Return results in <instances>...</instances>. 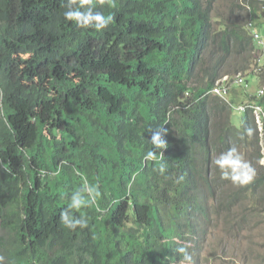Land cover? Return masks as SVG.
<instances>
[{"label": "trees", "instance_id": "trees-1", "mask_svg": "<svg viewBox=\"0 0 264 264\" xmlns=\"http://www.w3.org/2000/svg\"><path fill=\"white\" fill-rule=\"evenodd\" d=\"M67 2L0 0L3 264H181V245L201 264L217 217L239 230L248 217L240 206L264 215V142L252 112L264 107V56L252 55L247 27L264 30V0H229L225 13L218 0H96L114 16L102 31L66 20ZM223 75L226 92L212 94ZM240 106L236 126L229 113ZM158 127L163 160L148 131ZM239 145L256 158L247 185L214 163ZM84 178L101 196L74 213L89 224L73 231L60 212Z\"/></svg>", "mask_w": 264, "mask_h": 264}, {"label": "clouds", "instance_id": "clouds-1", "mask_svg": "<svg viewBox=\"0 0 264 264\" xmlns=\"http://www.w3.org/2000/svg\"><path fill=\"white\" fill-rule=\"evenodd\" d=\"M99 3L101 5L107 3L112 7H115L114 0H99ZM65 7L66 11L63 13L64 18L68 21H73L79 28L91 27L96 31H102L114 21L113 15H105L102 11L97 10L96 0H68ZM263 87L264 85H261L257 90V98H260L264 95V89L262 93L260 92ZM255 106L261 107L264 110V107L261 104ZM236 110L239 109L236 108ZM252 112L257 124V130L260 133V137H262L261 141L263 145L264 121L259 123L257 116L255 115V111L253 110ZM148 131L152 132L150 140L151 144L154 146V149L160 150L159 157L161 160H163L164 156L161 150L167 148V142L163 138L166 130L158 127L155 130L149 129ZM247 132L250 135L252 130L247 129ZM154 149L145 153L144 159L146 161L156 159L157 152ZM262 152H264V148L262 149ZM263 162L264 158H261L260 163ZM214 163L219 168L221 177L226 180H231L236 185H247L254 180L256 175L255 169L235 146H232L227 151L219 154V156L214 160ZM158 171L161 175H164L167 171L166 166L162 163ZM183 180L184 176L179 175L175 178L174 183L179 184L183 182ZM100 196L101 191L99 184H91L87 178H84L82 186L79 188V190L72 193L67 207L60 212V222L63 224V226L73 231L77 228H87L89 224V218L86 215L78 216L74 213L83 207H87L90 203H95L97 198ZM176 252L181 256V264H195L193 254L189 252L187 246H178L176 248ZM0 264H3V257H0Z\"/></svg>", "mask_w": 264, "mask_h": 264}, {"label": "rangeland", "instance_id": "rangeland-1", "mask_svg": "<svg viewBox=\"0 0 264 264\" xmlns=\"http://www.w3.org/2000/svg\"><path fill=\"white\" fill-rule=\"evenodd\" d=\"M228 3L229 0H218L217 9L220 12L225 13V7ZM261 32H263V27L261 28ZM259 53L260 49L252 55H258ZM228 79V75H223L218 82L226 81ZM248 79L251 83L253 80L252 75H248ZM251 84H253V87L255 83L252 82ZM241 91V88L237 91L240 96L239 100L243 98ZM253 92H255L254 89ZM242 115L243 112L236 110L235 108H232V111L229 113L231 122L236 126L240 125ZM261 140L262 137H260V145H262ZM237 149L250 164H255L254 162L256 161V158L254 160L251 150H248L241 145H239ZM238 211L240 215L246 214L248 216L242 221L241 229L239 230H231L229 228V225L224 220L225 214H223V218H216L214 226L211 228L208 240L204 246V257L201 259V264H256L259 262L257 255H252L251 253L254 249L258 252H262L260 243H263L262 240L264 238V215L255 217L254 215H251L249 211H243L241 206Z\"/></svg>", "mask_w": 264, "mask_h": 264}, {"label": "built area", "instance_id": "built-area-1", "mask_svg": "<svg viewBox=\"0 0 264 264\" xmlns=\"http://www.w3.org/2000/svg\"><path fill=\"white\" fill-rule=\"evenodd\" d=\"M247 27L251 30V34L253 36V39L257 44V50L260 49L259 54L264 56V30H263V32L259 31L257 28H255L253 26V24L251 22L248 23ZM238 78L239 77H237L234 81L235 82H241V78H239V79ZM228 80H230V79H228ZM222 82H224V81H220V82L217 81L215 83L216 84L215 87L210 92L212 94H215V95H219L221 93L224 94L226 92L227 87H225V85H222ZM263 89H264V87L261 89V91H260L261 93L263 92ZM238 109L244 110L245 107L240 106ZM254 111H255V115L257 116L258 122L261 123V121H264V110L261 107L254 106Z\"/></svg>", "mask_w": 264, "mask_h": 264}, {"label": "bare ground", "instance_id": "bare-ground-1", "mask_svg": "<svg viewBox=\"0 0 264 264\" xmlns=\"http://www.w3.org/2000/svg\"><path fill=\"white\" fill-rule=\"evenodd\" d=\"M251 72V71H250ZM262 105V104H261Z\"/></svg>", "mask_w": 264, "mask_h": 264}]
</instances>
